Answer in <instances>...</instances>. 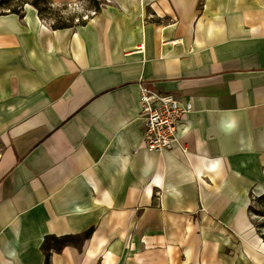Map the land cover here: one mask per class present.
<instances>
[{
    "label": "crops",
    "instance_id": "crops-1",
    "mask_svg": "<svg viewBox=\"0 0 264 264\" xmlns=\"http://www.w3.org/2000/svg\"><path fill=\"white\" fill-rule=\"evenodd\" d=\"M105 1L57 30L0 15V264H236L264 198V0ZM142 82L193 104L172 149L143 145Z\"/></svg>",
    "mask_w": 264,
    "mask_h": 264
},
{
    "label": "built area",
    "instance_id": "built-area-1",
    "mask_svg": "<svg viewBox=\"0 0 264 264\" xmlns=\"http://www.w3.org/2000/svg\"><path fill=\"white\" fill-rule=\"evenodd\" d=\"M92 16L96 14L91 12ZM86 15L84 18H88ZM193 110L191 100H182L169 92L140 84V115L143 121V145L149 150H169L179 140V129Z\"/></svg>",
    "mask_w": 264,
    "mask_h": 264
},
{
    "label": "rangeland",
    "instance_id": "rangeland-1",
    "mask_svg": "<svg viewBox=\"0 0 264 264\" xmlns=\"http://www.w3.org/2000/svg\"><path fill=\"white\" fill-rule=\"evenodd\" d=\"M19 1H14V3ZM106 1L104 0L103 3ZM64 4H68V8L62 10V14H65L66 17L73 18L75 23H78L79 17H82L81 19H89L90 16H92L91 12L94 11L88 10L87 8H91L87 2L83 1H76V2H63V3H57L55 4V8H62ZM28 4H25L23 9L27 7ZM30 5V4H29ZM82 15V16H81ZM86 15H88V18H84ZM254 195V193H253ZM254 202V203H253ZM252 205L249 208V217L251 222V229H249L245 233V237L241 236L240 234L234 233V237L228 238V241H224L225 245H229L235 248V253H229L228 255L235 257L236 264H239L238 262L242 259V250L248 249L250 255L257 256L261 262L264 264V256L257 255L255 253V250L260 252L262 255H264V250L258 249L256 247L257 243L260 246V248L264 245V198H256L252 200ZM258 238H261V241H258ZM232 242H231V240ZM74 242L76 244H79L81 242V239L75 238ZM62 246V244H61ZM61 246L59 245L58 248L60 249ZM221 264H223L221 262Z\"/></svg>",
    "mask_w": 264,
    "mask_h": 264
},
{
    "label": "trees",
    "instance_id": "trees-1",
    "mask_svg": "<svg viewBox=\"0 0 264 264\" xmlns=\"http://www.w3.org/2000/svg\"><path fill=\"white\" fill-rule=\"evenodd\" d=\"M14 1H19V3ZM87 2L91 8L88 10H94L96 14L100 11L101 5L104 0H80ZM65 3V2H64ZM30 4L38 10L41 19L46 20L53 29H63L70 28L77 25H84L88 19L84 20L79 17L78 23H75L73 18L66 17L62 14V10L68 8V4H64L62 8H55V2L53 0H0V15H5L9 13H15L21 15L24 12V5ZM82 16V15H81ZM90 16L89 18H91ZM90 233L86 236L89 237ZM56 240V239H55ZM58 241V239L56 240ZM59 248H57L58 250ZM50 254H47V259L45 264H51Z\"/></svg>",
    "mask_w": 264,
    "mask_h": 264
},
{
    "label": "bare ground",
    "instance_id": "bare-ground-1",
    "mask_svg": "<svg viewBox=\"0 0 264 264\" xmlns=\"http://www.w3.org/2000/svg\"><path fill=\"white\" fill-rule=\"evenodd\" d=\"M180 1H182V2L185 3V4L190 2V0H180ZM197 14H198V11L192 14V17H191V19L189 20L188 25H187V26H188V30H189V34H190V36H192L193 33H194V20H195ZM158 29L161 31V30H162V27H158ZM255 30H256V29H255ZM262 194H264V189H263V188H261V189H259V190H256V196H260V195H262ZM253 203H254V202H253ZM253 203L251 202L250 204L252 205ZM259 240H260V238H259ZM255 253H256L257 255L259 254V255H261V256H264V255H262L260 252H258V251H256V250H255ZM244 257H246V258L252 260V261H253V264H263V263L261 262V260H260L257 256L250 255L249 253L246 254Z\"/></svg>",
    "mask_w": 264,
    "mask_h": 264
}]
</instances>
